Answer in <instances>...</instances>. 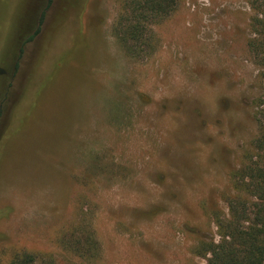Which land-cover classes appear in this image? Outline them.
Returning <instances> with one entry per match:
<instances>
[{"label":"rangeland","instance_id":"rangeland-1","mask_svg":"<svg viewBox=\"0 0 264 264\" xmlns=\"http://www.w3.org/2000/svg\"><path fill=\"white\" fill-rule=\"evenodd\" d=\"M250 1L181 0L135 58L117 0H51L13 75L47 0H0V264L206 263L259 133Z\"/></svg>","mask_w":264,"mask_h":264},{"label":"trees","instance_id":"trees-1","mask_svg":"<svg viewBox=\"0 0 264 264\" xmlns=\"http://www.w3.org/2000/svg\"><path fill=\"white\" fill-rule=\"evenodd\" d=\"M117 1L119 15L112 28L113 34L127 55L138 58L151 47L153 26L174 13L181 0ZM50 3L51 0H47L33 29L24 34L28 23L21 31L23 35L17 36L13 75L25 47L38 35ZM250 7L254 15L247 48L257 69V84L261 90L255 100L259 133L251 149L244 151L239 169L232 174L234 195L227 199V217L215 219L218 240H203L194 249V254L204 258L205 264H264V0H251ZM1 113L0 109V116ZM8 264L48 263L37 261L31 254L20 253Z\"/></svg>","mask_w":264,"mask_h":264}]
</instances>
